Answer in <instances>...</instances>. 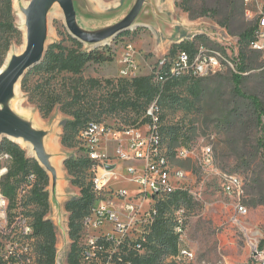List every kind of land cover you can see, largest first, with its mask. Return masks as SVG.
Listing matches in <instances>:
<instances>
[{
  "label": "rangeland",
  "instance_id": "374dc122",
  "mask_svg": "<svg viewBox=\"0 0 264 264\" xmlns=\"http://www.w3.org/2000/svg\"><path fill=\"white\" fill-rule=\"evenodd\" d=\"M12 1L15 24L23 38L22 41L12 44L4 64L0 68V74L6 70L13 57L21 55L24 51L25 30L21 29L18 17L22 15L25 18V11L30 0ZM257 1L259 5L264 2V0ZM93 4V2L89 4L85 0H73L75 22L84 32H101L124 18L123 10L104 11L102 7H99L94 12ZM249 7L250 10H258L255 4ZM246 9L243 4V15L236 17L234 28L255 27L256 20L246 16ZM178 10L182 12L180 9ZM221 19L222 17L217 19L204 17L191 20L195 22L194 31L186 42L194 40L196 34L215 33L229 38L230 47H227V55L232 56L235 52L238 54V37L235 33H230L227 28L219 25L218 22ZM46 27V50L53 44H60L68 49L74 46L72 39H77L70 34L64 12L56 2L48 8ZM141 30H138L134 24L130 29L122 31L98 45H89L78 40L82 43L83 50H102L111 55L112 61L87 64L79 77L63 73L55 81L51 80V83H61L62 78L66 83L78 78L97 80L98 86L88 87L90 88L89 97L85 102L95 103L96 106L102 105L110 93L111 82L129 81V79H122L119 75L120 60L129 47L138 66L137 77L154 76L158 63L163 58L169 59L175 54L170 57L168 52L165 56L153 58L151 49L147 48L151 39L148 35L142 37V34L145 33H142ZM201 42L204 43L206 40L201 39ZM254 57L257 58V61L253 65V69L243 74L245 80L242 89L246 94L256 95L264 101V54L255 53ZM232 74L234 72L223 69L221 72L205 78L181 80L173 90L176 103L169 99L163 106H160V110L158 109L164 134L170 127H177L183 138L186 137L183 140L180 139L176 146L190 142L199 147L205 144L212 146L215 156L214 169L224 174L237 175L244 183L242 203L247 207L248 214L233 221L230 219L233 215L230 202L222 195L220 178L213 171L202 168L199 163L193 160L173 162L175 167L190 173L182 182V186L186 188L192 201L191 204H183L179 208L174 205L170 206L168 215L173 224L176 214L182 213L184 235L179 239L178 246L194 252L195 264H255L252 261L253 249L264 251V205L251 206L253 201L264 197V150L257 143L261 136V130L251 124L243 127L240 120L236 118L237 111L242 110V102L233 94ZM40 82L39 76L31 79L32 87ZM34 109L35 105L28 101V95L21 89V82L17 85L13 97L1 107L2 111L8 110L23 121L33 118ZM55 111L64 117V122L67 120V116L61 113L58 106L53 112ZM134 111L130 108L116 113H105L101 114L100 118H93L90 122L102 124L113 130H126L131 127L125 125V118L135 116ZM77 137L78 133L75 135L73 147L67 149L71 157L84 156V152L81 151L82 143H78ZM166 142L168 143L167 137ZM113 145L111 142L103 143L100 152L104 153L107 149V152L115 155ZM19 146L24 150L27 158L35 159V155L28 148ZM107 163L116 166L117 176L110 182L104 200L109 198L108 192L111 190H125L130 196L139 191L138 186L129 182L125 176L123 161L111 158ZM92 179L93 173L89 170L86 172V184H92ZM73 189H75L76 198H78L79 189L76 187ZM17 192L20 195H28L27 184L21 176L18 178ZM32 209V207H27L25 211ZM86 234H88L87 230L84 229L80 240H83L87 236ZM69 240L72 242L70 238ZM71 246L69 245L64 252L63 247L61 248L56 239V251L59 250L61 262L65 260L64 264H68Z\"/></svg>",
  "mask_w": 264,
  "mask_h": 264
},
{
  "label": "trees",
  "instance_id": "16d2710c",
  "mask_svg": "<svg viewBox=\"0 0 264 264\" xmlns=\"http://www.w3.org/2000/svg\"><path fill=\"white\" fill-rule=\"evenodd\" d=\"M176 7L186 13L190 20L222 17L218 22L219 25L227 28L230 33H235L238 37L239 61L236 67L237 73L232 74L231 79L233 94L242 102V112L239 110L235 115L243 127L251 124L261 130V136L257 143L264 150V101L256 95L246 94L242 89L245 80L243 74L253 69V65L257 61V58L254 57L255 52L250 49L255 27L251 26L246 29L233 27L236 17L243 15V1L178 0ZM22 38V34L15 24L13 1L0 0V68L3 66L12 44L22 41ZM201 39L204 37L196 36L191 42L183 41L173 45L168 56L176 55L180 51L192 53L196 43H203ZM72 42L74 46L70 49L64 48L60 44L49 46L41 63L29 70L21 81L22 91L28 95V101L35 105L41 118L49 119L57 106L61 113L67 116V120L63 122L61 134V144L65 149L72 148L76 133H79L88 124L94 123L90 121L93 118H100L101 114L116 113L131 108L132 111L135 110V116L126 117L125 125L134 129L147 125L150 121L146 115L148 107L156 103L160 110V106H163L169 99L176 103L174 88L179 81L192 79L186 77L170 79L163 84H158L154 81V76H141L129 79V81L111 82L106 102L96 106L95 103L91 104L85 101L89 97L90 88L99 85L97 80L78 78L66 83L62 78L61 83H51V80L55 81L63 73L79 77L87 64L112 61L111 55L102 50L85 51L82 49V43L78 40L72 39ZM36 76L41 78V82L32 87L31 79ZM243 115L245 116L243 117ZM159 125L163 143L169 154L172 155L174 150L180 146L193 145L190 142L176 146L180 139L183 140L186 137L183 138L177 127H170L164 134L161 127V116H159ZM77 141L81 143L78 137ZM81 151L84 152V156H69L64 161V167L72 187L79 189V197L65 205L68 214L69 238L72 241L68 264H79L77 248L84 231L83 223L98 201L97 196L93 193L92 184L85 182L86 172L90 170L93 173L94 163L88 157L83 144ZM0 153L9 155L8 172L2 181V191L8 199L9 211L21 209L22 214L30 219L33 228L35 264H55L57 236L52 222L47 218L49 214V175L36 159L27 158L24 150L15 142L2 138ZM20 176L27 184L28 195L26 196L17 192ZM30 176H33V181H29ZM191 201V197L186 191H176L156 200L155 214L152 216L148 233L145 236L144 251L142 254L130 255L132 264H173L169 258L177 253L179 238L174 233V221L172 224L168 210L172 205L179 208L183 204H191ZM257 205H264V197L251 203V206ZM27 207L33 209L25 211Z\"/></svg>",
  "mask_w": 264,
  "mask_h": 264
},
{
  "label": "built area",
  "instance_id": "2783aa9c",
  "mask_svg": "<svg viewBox=\"0 0 264 264\" xmlns=\"http://www.w3.org/2000/svg\"><path fill=\"white\" fill-rule=\"evenodd\" d=\"M242 1L247 8L246 16L256 20L250 49L264 54V2L259 5L257 0ZM253 4L257 5L258 10H250L249 6ZM196 36L204 37L206 42L196 43L192 53L180 51L169 59L163 58L154 74L156 83L163 84L167 80L184 77L205 78L223 69L237 73V52L232 56L226 53L227 47H230L229 38L215 33ZM137 72L138 66L129 47L120 60L119 75L124 79H133L138 76ZM147 116L149 123L137 129L113 130L102 124L90 123L78 133L79 141L94 163L92 190L98 198L83 223L88 234L78 243L79 264H132L130 255L143 253L145 236L155 214L156 200L176 191H186L182 182L190 173L175 167L174 161H196L202 168L213 171L220 178L222 195L229 200L233 210L231 220L236 221L238 217L248 214L247 207L242 203L243 180L237 175L224 174L214 169L212 146H180L171 155L163 143L156 103L149 107ZM110 141L114 143L115 149L112 157L100 152L101 145ZM111 158L125 163V176L139 189L133 196L125 190H111L108 192L109 198L104 200L110 182L117 176L116 166L107 163ZM8 160V154L0 153V264H35L30 220L22 214L21 209L9 211L8 199L2 191V181L8 172ZM28 179L33 181V176ZM54 223L60 230L66 227L61 214L55 218ZM173 230L179 239L183 237L184 222L181 212L176 214ZM69 245L72 242L68 237L62 246L64 252ZM59 255L58 250L55 264H64L65 260L62 263ZM169 261L173 264H195L196 256L190 249L178 246L177 253ZM252 261L264 264V251L253 249Z\"/></svg>",
  "mask_w": 264,
  "mask_h": 264
},
{
  "label": "crops",
  "instance_id": "0c3cea01",
  "mask_svg": "<svg viewBox=\"0 0 264 264\" xmlns=\"http://www.w3.org/2000/svg\"><path fill=\"white\" fill-rule=\"evenodd\" d=\"M92 5L93 11L102 7L104 11L117 12L123 10L125 16L134 6L136 0H85ZM178 0H145L134 24L137 29H142V34L151 39L150 45L153 58L165 56L173 45L189 40V35L194 31V21L176 7ZM97 13V12H96ZM137 45V44H136ZM35 114L31 120H25L33 131L43 133L42 146L47 163L51 171L49 175V214L47 218L52 222L57 234V241L62 247L68 238V214L65 205L76 198L68 173L64 167V161L70 156L67 149L61 144L62 125L64 117L57 111L53 112L49 119L41 118L34 109ZM113 143L112 141H110ZM109 142V143H110ZM114 144V143H113ZM114 146V145H113ZM109 157L114 156L104 152ZM125 165V164H124ZM123 165V167H124ZM61 214L65 220L63 230L56 227L54 220ZM67 228V229H66ZM65 240V242H64Z\"/></svg>",
  "mask_w": 264,
  "mask_h": 264
},
{
  "label": "water",
  "instance_id": "95a60500",
  "mask_svg": "<svg viewBox=\"0 0 264 264\" xmlns=\"http://www.w3.org/2000/svg\"><path fill=\"white\" fill-rule=\"evenodd\" d=\"M54 2L62 8L70 34L82 43L98 45L111 39L118 33L130 29L134 25L145 0H136L129 13L117 24L97 33L82 31L75 22L73 0H30L25 11L24 51L13 57L6 70L0 74V140L6 138L12 142L22 139L33 146L36 161L46 170L51 171L43 151V133L35 132L31 126L14 116L8 110L2 111L13 97L17 85L25 74L40 64L46 52V17L48 8ZM16 143V142H15ZM113 167H108L112 169Z\"/></svg>",
  "mask_w": 264,
  "mask_h": 264
},
{
  "label": "bare ground",
  "instance_id": "6f19581e",
  "mask_svg": "<svg viewBox=\"0 0 264 264\" xmlns=\"http://www.w3.org/2000/svg\"><path fill=\"white\" fill-rule=\"evenodd\" d=\"M19 18V23L21 24V29L22 30H25L24 29V24H25V18H24V16H20V17H18ZM15 142L18 144V145H21V146H24V147H26V148H28L30 151H31V153L33 154V155H35V153H34V151H33V146L30 144V143H26V142H24L22 139H17V140H15Z\"/></svg>",
  "mask_w": 264,
  "mask_h": 264
}]
</instances>
